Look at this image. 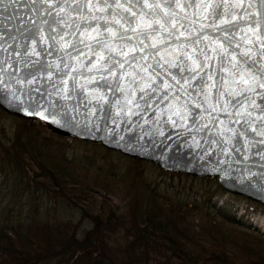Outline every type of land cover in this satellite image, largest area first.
Segmentation results:
<instances>
[{
    "label": "water",
    "instance_id": "water-1",
    "mask_svg": "<svg viewBox=\"0 0 264 264\" xmlns=\"http://www.w3.org/2000/svg\"><path fill=\"white\" fill-rule=\"evenodd\" d=\"M80 2L60 0L64 40L51 33L59 42L48 40L46 30L40 33L43 40L33 39L36 29H47L43 21L52 19L46 2L0 4V110L164 173L214 180L223 192L264 208V136L258 134L264 132V88L241 92L247 86L234 82L236 73L249 69L245 64L233 68L231 60L249 49L259 59L264 51L248 31L258 24L264 35L261 0H120L124 7L136 6L134 18L115 7L96 11L81 3L78 8ZM166 12H174L175 19ZM216 14L236 23L217 27ZM112 19L121 20L124 28L130 20L137 30L123 33L120 26L105 24ZM152 21L159 24L148 28ZM105 27L133 39H113ZM84 30L116 51L104 49L105 59L98 62L86 46L99 51L96 41L84 37L80 43ZM181 32L184 37L177 39ZM245 33L253 42L242 39ZM221 46L227 49L224 55ZM33 48L37 55L29 56ZM185 54L204 65L187 82L192 73L181 68L192 62Z\"/></svg>",
    "mask_w": 264,
    "mask_h": 264
},
{
    "label": "trees",
    "instance_id": "trees-1",
    "mask_svg": "<svg viewBox=\"0 0 264 264\" xmlns=\"http://www.w3.org/2000/svg\"><path fill=\"white\" fill-rule=\"evenodd\" d=\"M17 119L11 139L0 135V173L13 181L10 190L26 197L16 212L10 200L0 199V264H264V236L237 220L234 207L211 201L223 192L214 180L157 168L145 181L149 163L89 143L90 156L69 160L62 152L74 139L44 136L37 122ZM105 160L128 164L103 169ZM57 166H75L82 180L93 174L101 195L92 198L90 211L65 216L63 202L40 187L44 180L59 186ZM117 187L123 213L107 198ZM57 192L64 196L61 187Z\"/></svg>",
    "mask_w": 264,
    "mask_h": 264
},
{
    "label": "rangeland",
    "instance_id": "rangeland-1",
    "mask_svg": "<svg viewBox=\"0 0 264 264\" xmlns=\"http://www.w3.org/2000/svg\"><path fill=\"white\" fill-rule=\"evenodd\" d=\"M17 122L18 119L13 118L11 116L2 115L0 117V135L2 136V138L6 140L11 139L12 130L15 128ZM40 130L42 131V135L50 137L51 133L48 132L45 128L41 127ZM53 138L56 141H66L65 139H61L59 137ZM62 155L64 158L69 160H73L75 158H77L78 160L84 156H90L91 147L86 146L83 142L71 140L68 142L67 146L64 147ZM110 163L113 162L105 160L101 163L100 167L105 169L109 166ZM113 164L116 165V168H122L121 166L124 164L127 165L128 162H121L122 165H120V163L118 162H115ZM74 168L75 166L67 168H63L60 166L55 167V169L60 172L57 176V178L59 179L58 187H61V192L64 195L63 197H61L59 195V192H57L59 188L53 185V183L50 181L44 180L40 187H44L43 189L51 192L50 195L55 199V201L59 202L61 200L63 202V204H59V210L64 212L65 216L77 218L80 214V210H91L92 206L90 205V203L92 201V198L95 197V200L97 201V197L101 195V191L99 189L94 188L93 186V174L88 173L86 180H82L80 176L81 172L79 170L78 172H75ZM145 168L146 171L144 172L143 180H153L157 176V167L147 164ZM121 170H123V168ZM33 172L35 174H38L39 170L37 168H34ZM155 180L160 181V178H156ZM177 182V179L173 181L174 184H177ZM11 183H13V181H10V177L5 176L4 178L3 175L0 173V199L10 200L13 209L16 212V210H18L20 207L23 208L22 203L24 202L26 196H21V194L16 195V190H10L9 185ZM191 183L192 182L190 180L186 181V185H191ZM117 188H114L115 190L112 193H109L107 198L119 210V213H123L124 201L122 200L123 198L121 187ZM36 189L38 190V192H40L39 186ZM211 201L216 202V206L227 205L228 207H234L235 218L237 220L242 222L245 227L250 228L251 230L258 232L259 234L264 236V208L259 204L253 203L240 196L231 195L225 192L219 193L216 197H213ZM112 245L114 246V244ZM151 263L153 264L154 262ZM201 264L210 263L203 262Z\"/></svg>",
    "mask_w": 264,
    "mask_h": 264
},
{
    "label": "snow or ice",
    "instance_id": "snow-or-ice-1",
    "mask_svg": "<svg viewBox=\"0 0 264 264\" xmlns=\"http://www.w3.org/2000/svg\"><path fill=\"white\" fill-rule=\"evenodd\" d=\"M4 0H0V4H3ZM33 3H36L37 0H32ZM41 3H47V7H48V11H47V15L49 17H51V20H44L43 23L47 25V29H36V34L33 37L34 41L37 40H43L44 37L40 35V33L42 31H47L49 33L47 39L50 41H54V42H59L57 41V37L54 35H51V33H58L59 34V40H64V36L63 33L60 31V29L62 28V25L60 23V20L63 19V17L60 15L61 13L64 12V9L60 3V0H40ZM66 2V0H65ZM137 2H139V0H137ZM194 2V0H193ZM81 3L86 6L89 10L95 9L96 11H111V8L115 7L117 9H123L124 12L129 13V15L131 17H136L138 15V13L135 11V5H129V7H124L123 4L120 3V0H111V2L109 3V0H81L80 3L77 4V7L79 8L81 6ZM261 3L264 4V0H261ZM57 7H59V12L56 11ZM144 7H151V8H159L160 5L159 4H152V5H148L147 3H145ZM177 7H180L179 4H177ZM201 8H205V7H212V5H200ZM218 7V6H217ZM131 9V11H130ZM211 14H215L213 13H209ZM171 15L173 19H175V13H165V16H169ZM217 15V20L219 21V23L216 25L217 27H224L228 24H234L236 23L235 20H225V19H220L219 14ZM126 19V17H122L121 18ZM105 24H115L120 26L121 28H123V33H127L129 30L131 31H136V28L131 27V21L129 20V28H124L123 24L121 23V20H116V19H112L110 21H106ZM153 24H159V21H152L150 23H147V27L148 28H152ZM161 28H164V25H160ZM179 27H184L183 24L179 25ZM172 28L175 29L176 31H179V28L177 27V23H173L172 24ZM94 31V30H93ZM105 31L109 32L112 35L113 39H116L117 37L120 40H126V41H131L133 38L131 36H126L124 34H117L115 32L112 31V29L105 27ZM165 31H167V29H165ZM241 32H243V29H240ZM249 32H252L255 36H256V40L260 41L261 45L264 46V35L261 34V31L259 29V25L258 24H254L252 26L249 27L248 29ZM169 36L172 35L171 32L168 33ZM84 37H87L89 40H95L96 41V45L100 47V50L97 51L96 47L89 45H86L89 47V51L93 52L96 55V59L97 61H102L105 59L104 56V49H108L110 51H116V49L112 48L111 45L108 43V41L105 40H101L98 39L96 36H94L92 34L91 31L88 30H84V32L82 33V38L80 40V43H84ZM180 37H184V33L181 32L180 36L176 37L177 39H179ZM185 39H188V37H185ZM206 39V38H205ZM229 40H231V37H228ZM242 39L245 42H253L250 41L248 38L247 33L244 34V36L242 37ZM141 44L144 43V41H140ZM73 47H75V45H72ZM153 47H155V43H153L152 45ZM198 46V44H197ZM239 46V45H237ZM63 47V45H62ZM123 48V45H121V49ZM135 49H132V51H134ZM227 52V49L224 48L223 46H221L220 48V53L221 55H224ZM29 56L32 55H37L36 53V49L33 48L31 52L27 53ZM123 56L127 57L129 55L128 52H123L122 53ZM206 55V53H205ZM259 56V59H257L255 56H253V50L249 49L243 52H240L238 55L237 54H233L231 56V60L234 61L232 67L233 68H237L239 67L240 64H245L248 66V71H245L243 73L237 72L236 75L239 77V79L234 80V82L239 85L241 83H243L244 85H246V88H242L241 92L244 91H248V90H255V87L258 85L261 88H264V65L260 64V60H264V51H261L257 54ZM186 59L190 60L191 66H184L181 68V72L184 73H192V76H186L185 77V82H187L188 80H191L193 78H195V75L204 68V65L202 63H198L197 59H194L193 56L187 55L185 54ZM109 63H115L116 61L114 60V58L112 56H109L107 58ZM121 67H123V63H121L120 65ZM112 75H115V73L113 72ZM211 78V77H210ZM165 87H170L169 85H165ZM143 90V89H142ZM234 94V93H233ZM0 99H2V97H0ZM238 115L240 113H237ZM261 136H264V132H259L258 133Z\"/></svg>",
    "mask_w": 264,
    "mask_h": 264
}]
</instances>
